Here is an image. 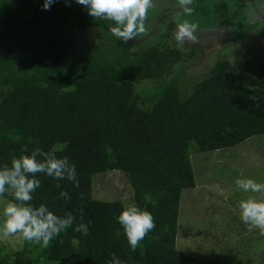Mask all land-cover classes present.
Masks as SVG:
<instances>
[{
	"label": "trees",
	"instance_id": "16d2710c",
	"mask_svg": "<svg viewBox=\"0 0 264 264\" xmlns=\"http://www.w3.org/2000/svg\"><path fill=\"white\" fill-rule=\"evenodd\" d=\"M195 1L199 34L213 12L218 30L228 31L231 0ZM43 4L0 0V166L37 148L68 157L79 187L65 179L57 188V181L37 174L40 187L31 204L75 219L47 249L23 240L0 264H108L113 254L124 264H223L217 254L204 261L177 247L183 193L197 186L191 146L210 153L264 135V60L255 57L242 69L222 52L187 97L172 82L145 109L135 81L164 80L197 55L195 46L187 54L172 43L175 12L159 29L162 39L141 46L136 39L146 31L124 43L110 31L114 22L94 19L76 0H55L49 10ZM259 8H249V17ZM151 25L145 21L146 30ZM118 171L156 225L135 251L117 220L125 203L94 194L99 178ZM61 190L70 199L60 198Z\"/></svg>",
	"mask_w": 264,
	"mask_h": 264
},
{
	"label": "rangeland",
	"instance_id": "374dc122",
	"mask_svg": "<svg viewBox=\"0 0 264 264\" xmlns=\"http://www.w3.org/2000/svg\"><path fill=\"white\" fill-rule=\"evenodd\" d=\"M260 1L262 7L256 11L255 17L250 18L249 13L253 11L250 12L249 8H254ZM200 2L210 4V0ZM231 3L234 20L229 23L231 27L228 26L226 34L218 30L222 26L213 21L218 12H213V17L207 18L209 23L205 26L201 22L202 32H196L195 42L185 41L182 46L178 45L174 31L170 38L172 43L185 49L187 54L195 46L197 55L193 60L176 66L173 75L164 80H136L141 107L150 108L162 90L172 82L178 84L181 97H187L192 88L209 73L222 52H226L228 58L242 69L255 57L264 60V0H231ZM198 6L200 7L199 4ZM190 7L191 15H187L178 7V0H154V7L149 9L147 19V24H152L153 30L147 29V36L144 35L146 37H137L138 44L142 46L147 39L149 45L158 43L162 39L159 29L166 16H171L173 12L182 20L195 23L194 20L200 17L195 14L199 10L196 1ZM256 18H259L258 22H255ZM213 23H216L215 26ZM209 24H212L210 27H214L213 30L206 29ZM182 70L188 73L187 76L185 73L181 75ZM195 147L193 142L191 151L197 186L186 189L183 193L178 223V249L204 261L217 254L223 264H264V235L258 228L248 230V226L240 219L239 209L242 199H264V193L244 192L235 184L237 179L244 178L264 183V135L254 136L239 146L210 153H198ZM95 178L97 179V175L94 180ZM94 194L101 200H121L135 204L133 188L126 175L119 171L110 173L103 179L99 178ZM7 202L0 199V216ZM22 247L23 239L18 234L4 236L0 233V260L7 255L6 250L17 251Z\"/></svg>",
	"mask_w": 264,
	"mask_h": 264
},
{
	"label": "clouds",
	"instance_id": "9594fccd",
	"mask_svg": "<svg viewBox=\"0 0 264 264\" xmlns=\"http://www.w3.org/2000/svg\"><path fill=\"white\" fill-rule=\"evenodd\" d=\"M55 0H44L43 9L49 10ZM69 0H66L68 3ZM87 8L88 14L94 19H106L114 22L110 27L111 33L127 43L138 34L146 31L145 21L149 9L154 7V0H76ZM195 0H178V7L187 15H191ZM176 24L175 40L178 45L185 41L195 42L199 25L179 15L173 17ZM26 151V149H25ZM37 174H44L57 181L56 187L61 188L59 181L68 180L79 187L76 166L68 157L59 158L55 149L41 151L34 149L30 154L13 157L9 163L0 166V197L6 194L12 200L3 207L0 216V233L4 236L19 235L24 241L47 249L53 239L72 227L75 217L66 212L63 216L55 214L45 204L35 207L31 204L34 193L40 187ZM235 184L244 192L264 193V183L254 179H237ZM60 198L70 199L66 190H61ZM150 201V195L145 196ZM240 219L248 226V230L260 229L264 235V199L257 200L249 197L239 202ZM123 228V233L133 251L156 225L152 213L134 203H125L117 217ZM82 225L73 230L79 232ZM121 233L116 232L119 236ZM60 243H63L61 240ZM108 264H124L115 254Z\"/></svg>",
	"mask_w": 264,
	"mask_h": 264
},
{
	"label": "flooded vegetation",
	"instance_id": "af4514ba",
	"mask_svg": "<svg viewBox=\"0 0 264 264\" xmlns=\"http://www.w3.org/2000/svg\"><path fill=\"white\" fill-rule=\"evenodd\" d=\"M254 7H262L261 1L254 5ZM149 28L151 29V26Z\"/></svg>",
	"mask_w": 264,
	"mask_h": 264
}]
</instances>
